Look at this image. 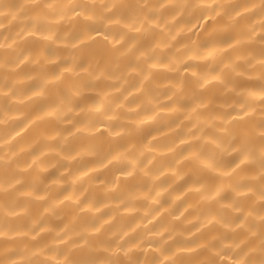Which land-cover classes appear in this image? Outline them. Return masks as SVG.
Listing matches in <instances>:
<instances>
[{
    "label": "clouds",
    "instance_id": "obj_1",
    "mask_svg": "<svg viewBox=\"0 0 264 264\" xmlns=\"http://www.w3.org/2000/svg\"><path fill=\"white\" fill-rule=\"evenodd\" d=\"M0 264H264V0H0Z\"/></svg>",
    "mask_w": 264,
    "mask_h": 264
}]
</instances>
